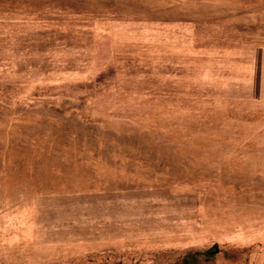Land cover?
Masks as SVG:
<instances>
[{"label":"rangeland","instance_id":"374dc122","mask_svg":"<svg viewBox=\"0 0 264 264\" xmlns=\"http://www.w3.org/2000/svg\"><path fill=\"white\" fill-rule=\"evenodd\" d=\"M264 0H0V264H264Z\"/></svg>","mask_w":264,"mask_h":264},{"label":"crops","instance_id":"0c3cea01","mask_svg":"<svg viewBox=\"0 0 264 264\" xmlns=\"http://www.w3.org/2000/svg\"><path fill=\"white\" fill-rule=\"evenodd\" d=\"M245 98L264 102V43L252 47L244 75Z\"/></svg>","mask_w":264,"mask_h":264}]
</instances>
